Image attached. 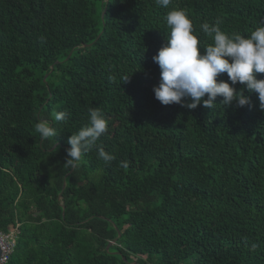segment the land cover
I'll return each instance as SVG.
<instances>
[{"label": "trees", "instance_id": "1", "mask_svg": "<svg viewBox=\"0 0 264 264\" xmlns=\"http://www.w3.org/2000/svg\"><path fill=\"white\" fill-rule=\"evenodd\" d=\"M173 9L201 46L204 23L264 26V0H0V231L16 234L4 264H264V111L247 91L240 108L155 99ZM91 108L107 131L73 170L67 140ZM41 119L55 137L41 141Z\"/></svg>", "mask_w": 264, "mask_h": 264}, {"label": "clouds", "instance_id": "2", "mask_svg": "<svg viewBox=\"0 0 264 264\" xmlns=\"http://www.w3.org/2000/svg\"><path fill=\"white\" fill-rule=\"evenodd\" d=\"M172 0H155L165 9ZM169 29L165 36L166 42L152 59L160 69L158 85L153 86L156 100L162 105L178 104L189 110L197 106L212 110L217 105V97L224 107L237 108L250 104L244 92L255 93L259 100V108L264 111V26H259L248 36L238 33L227 34L219 26L204 23L201 29L212 36V43L201 46L194 34L193 23L183 9H173L165 16ZM201 49L203 50L201 52ZM227 74V80L218 79ZM124 77L122 82H128ZM241 87L237 90L236 85ZM206 97V98H205ZM55 121H64L65 112H58ZM89 124L72 134L67 144L65 165L75 170L81 157L91 149L97 140L107 131V121L98 108L89 109ZM35 131L41 141L56 136V130L46 119L39 120ZM98 158L105 163L114 159L102 148ZM126 167V162H122Z\"/></svg>", "mask_w": 264, "mask_h": 264}, {"label": "built area", "instance_id": "3", "mask_svg": "<svg viewBox=\"0 0 264 264\" xmlns=\"http://www.w3.org/2000/svg\"><path fill=\"white\" fill-rule=\"evenodd\" d=\"M16 243L15 231L4 233L0 231V264H4L12 253Z\"/></svg>", "mask_w": 264, "mask_h": 264}, {"label": "water", "instance_id": "4", "mask_svg": "<svg viewBox=\"0 0 264 264\" xmlns=\"http://www.w3.org/2000/svg\"><path fill=\"white\" fill-rule=\"evenodd\" d=\"M103 14H104V11L102 12V18H103ZM69 55H70V53H69ZM45 77H46V75H45ZM45 77H44V79H45ZM55 146V145H54ZM53 146V147H54ZM51 150V149H50ZM67 176V175H66ZM65 186V182L63 183V187ZM60 197H61V195H60ZM112 242H110L108 245H107V248L109 247V245L111 244ZM0 254H1V248H0Z\"/></svg>", "mask_w": 264, "mask_h": 264}, {"label": "rangeland", "instance_id": "5", "mask_svg": "<svg viewBox=\"0 0 264 264\" xmlns=\"http://www.w3.org/2000/svg\"><path fill=\"white\" fill-rule=\"evenodd\" d=\"M5 222H6L7 224H10L11 220L8 219V220H6Z\"/></svg>", "mask_w": 264, "mask_h": 264}]
</instances>
